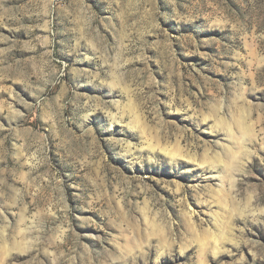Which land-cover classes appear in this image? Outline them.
Here are the masks:
<instances>
[{
  "label": "rangeland",
  "instance_id": "rangeland-1",
  "mask_svg": "<svg viewBox=\"0 0 264 264\" xmlns=\"http://www.w3.org/2000/svg\"><path fill=\"white\" fill-rule=\"evenodd\" d=\"M0 264H264V0H0Z\"/></svg>",
  "mask_w": 264,
  "mask_h": 264
},
{
  "label": "bare ground",
  "instance_id": "bare-ground-1",
  "mask_svg": "<svg viewBox=\"0 0 264 264\" xmlns=\"http://www.w3.org/2000/svg\"><path fill=\"white\" fill-rule=\"evenodd\" d=\"M239 120H240V119H239ZM241 128H242V127H241ZM241 128H240V129H241ZM242 129H243V128H242ZM242 129H241V130H242ZM242 131H243V130H242ZM245 131L248 133V131H247V130H245ZM245 131H243V132H244V133H246ZM244 133H243V134H244ZM244 135H245V134H244Z\"/></svg>",
  "mask_w": 264,
  "mask_h": 264
}]
</instances>
